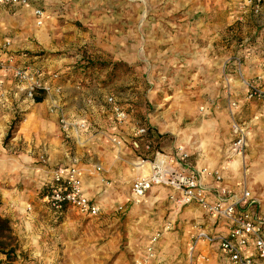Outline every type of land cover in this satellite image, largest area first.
I'll return each instance as SVG.
<instances>
[{"label": "rangeland", "instance_id": "obj_1", "mask_svg": "<svg viewBox=\"0 0 264 264\" xmlns=\"http://www.w3.org/2000/svg\"><path fill=\"white\" fill-rule=\"evenodd\" d=\"M0 6L11 17L1 37L12 42L4 39L6 51L12 44L27 48L21 52L28 57L25 65L40 80L71 73V88L81 91L85 104L127 110L126 120L130 114L135 127L156 132L158 151L178 144L193 166L241 186L237 196L245 188L264 210V122L250 123L252 102L244 101L253 99L251 87L262 81L255 76L264 64H256L254 56L261 52L264 17L258 11L264 3L29 0L25 6ZM24 116L14 114L1 139L15 158L7 157V170L0 173V218L8 221L12 250L0 253V264H133L159 233L157 222L166 219L168 209L158 201L129 204L124 214L102 207L101 216L91 219L69 207L56 212L45 196L61 166L21 156L25 145L15 135ZM33 165L45 167L43 176L27 175ZM103 183L107 187L110 181ZM176 229L172 225L164 234ZM200 250L202 263L208 262V250Z\"/></svg>", "mask_w": 264, "mask_h": 264}, {"label": "crops", "instance_id": "obj_2", "mask_svg": "<svg viewBox=\"0 0 264 264\" xmlns=\"http://www.w3.org/2000/svg\"><path fill=\"white\" fill-rule=\"evenodd\" d=\"M11 8H15V6ZM30 9L34 10L35 8ZM3 10L0 11V48L5 41L9 40L4 38V41L1 37L8 30L6 27L9 26L7 22L11 20L10 15L5 14ZM35 11L37 9L33 11L34 15ZM258 12L264 17V9ZM261 36V52L259 51L257 56H254V59L258 62L256 64L260 62L264 64V24ZM9 42L12 43L10 40ZM12 46L13 49H8V52L12 51V55L17 53V56L14 54L16 58L24 54L21 53L22 51H27V48L14 47V44ZM56 75L58 78L54 82L51 80V75L44 78L41 76L42 82L51 85L53 89L48 94H42L39 101L32 102L25 99L21 92H18L19 85L16 84L11 74L0 72V98L2 99V109L0 111V162H3L0 173L7 170L4 160L7 157L15 158L8 155L1 146V139L14 114L23 112L25 113L24 120L18 126L15 140H19L25 145V154H21V156L28 161L31 163L40 161L49 167L57 165L75 167L83 194L95 202L100 209L106 207L108 212L115 211L124 214L125 208L129 204L144 206L158 201H162L160 205L168 209L166 219L163 220L165 216H162L157 222L160 225V229L157 231L159 233L153 234L147 240L145 246L143 245V249L141 248L134 257L133 264H186L190 236L194 234L199 225L212 230L213 222L197 206L180 204L176 201L177 195L174 196V193L167 188L153 187L139 198H133L130 191L134 180L147 177L151 173V159H153L154 153L160 152L170 155L180 148L179 145L177 144L170 151H162L161 149V151H158V149L144 159L143 154L147 149L144 147L145 138L137 134V129L140 127H135V121H131L130 114L123 125L117 124L111 106L108 105L106 107L108 109L103 110L95 104H85L84 95L80 93L81 91L71 88L74 85L71 82L73 79L71 73L62 71ZM255 77L262 78L257 87L264 90V71ZM253 80L256 81L255 78ZM54 87H59L60 92H54ZM246 95L247 91L245 92ZM244 101L246 103L252 102L248 106L254 116L250 123L261 125L264 122V115L261 111L262 100L247 99L246 97ZM124 112L127 114V110H124ZM62 124L65 128H62ZM141 127L146 128L152 134L151 137L156 139L157 134L152 128ZM159 144L160 140L154 143L156 147ZM150 157L152 158L149 160ZM190 161L189 158L186 162H182V166L192 172H198L200 175L202 170L193 166ZM43 169L45 167L42 165H33L29 166L25 172L29 176L41 177L44 174ZM9 171H13V168H9ZM103 180L110 181L107 187L104 186ZM201 181L211 198H214V194L222 188H226L231 192H237L241 189V186L237 184L230 185L225 179L217 183L213 179L202 175ZM243 191L248 190L244 188L241 192ZM260 211L264 215L261 205ZM76 214L79 213L76 211ZM100 216L101 212L97 217H81L91 219ZM175 224L177 229L174 233L164 234ZM155 235L162 237V240H159L160 242L158 241L156 245L153 259L146 261V248L150 239ZM206 250L210 254L209 263L202 264H231L217 250Z\"/></svg>", "mask_w": 264, "mask_h": 264}, {"label": "built area", "instance_id": "obj_3", "mask_svg": "<svg viewBox=\"0 0 264 264\" xmlns=\"http://www.w3.org/2000/svg\"><path fill=\"white\" fill-rule=\"evenodd\" d=\"M255 1L258 4L264 3V0ZM27 3V0H0L2 5L25 6ZM35 15H41V12L37 10ZM8 45L6 42L0 48V72L12 75L19 85L18 92L27 100L34 102L39 93L48 94L53 87L44 84L38 78V73L32 72L25 65L27 55L15 58L6 51ZM15 59H21V63H17ZM50 77L52 82L58 78L56 74ZM54 92L59 93L60 88L54 87ZM248 97L262 100L261 111L264 113V90L257 85L251 87ZM1 100L0 98V111ZM106 103L113 104V98H106ZM113 111L116 122L124 124V111L117 107ZM137 134L145 138V141L151 136L144 127L138 128ZM187 159L188 155L182 148L170 155L154 153L149 176L137 178L131 184L133 198L142 197L153 187H164L174 193V196L177 195L176 201L180 204L197 206L213 222L212 230L198 226L190 236L186 264H201L204 261L205 257L200 249H215L231 264H264V215L260 211L258 200L249 191H243L237 196L226 188L219 189L214 198H211L202 184L201 176L219 183L220 175L204 169L200 171V176L198 172L182 166V162ZM45 201L56 212L69 207L82 216L97 217L100 213L98 205L83 194L75 167H59L52 173L51 188ZM158 238L155 235L150 239L146 248V261L153 259Z\"/></svg>", "mask_w": 264, "mask_h": 264}, {"label": "trees", "instance_id": "obj_4", "mask_svg": "<svg viewBox=\"0 0 264 264\" xmlns=\"http://www.w3.org/2000/svg\"><path fill=\"white\" fill-rule=\"evenodd\" d=\"M159 139L160 138L158 136L156 137V139L150 136L144 142L145 149L147 147L146 151H144V148H143V151L145 152L143 154L144 159L148 158L151 153L157 150V147L154 145V143L157 142ZM151 158L152 157H150L149 160ZM9 233H10V228H9L8 221L0 218V253L8 254L9 252L12 251L11 248H9L10 246L8 245V242H7L10 240V236H8Z\"/></svg>", "mask_w": 264, "mask_h": 264}, {"label": "bare ground", "instance_id": "obj_5", "mask_svg": "<svg viewBox=\"0 0 264 264\" xmlns=\"http://www.w3.org/2000/svg\"><path fill=\"white\" fill-rule=\"evenodd\" d=\"M3 165V162H0V167ZM3 167V166H2Z\"/></svg>", "mask_w": 264, "mask_h": 264}]
</instances>
